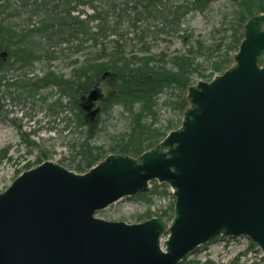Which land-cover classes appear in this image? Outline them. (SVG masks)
<instances>
[{"label": "water", "instance_id": "95a60500", "mask_svg": "<svg viewBox=\"0 0 264 264\" xmlns=\"http://www.w3.org/2000/svg\"><path fill=\"white\" fill-rule=\"evenodd\" d=\"M263 57L261 13L246 22L234 63L188 88L180 127L154 148L110 154L81 174L52 161L24 171L0 193V264H179L205 243L240 236L264 252ZM100 98L99 88L82 98L87 121ZM153 180L175 198L170 223L95 216L149 193Z\"/></svg>", "mask_w": 264, "mask_h": 264}, {"label": "trees", "instance_id": "16d2710c", "mask_svg": "<svg viewBox=\"0 0 264 264\" xmlns=\"http://www.w3.org/2000/svg\"><path fill=\"white\" fill-rule=\"evenodd\" d=\"M213 1L0 0V94L16 86L34 97L39 90L56 86L59 97L51 107H58V118L61 112L71 110V100L82 111V97L99 88L97 119H73L76 130L84 129L71 145L67 167L84 173L109 154L137 157L181 125L189 107L188 87L228 69L244 37L246 22L264 13V0H229L228 36L221 40L194 38L192 31L182 27L186 17L192 11L205 13ZM180 32L182 51L154 49L160 40ZM74 55L82 59L69 60L67 77L48 71L34 84L31 73L23 71L36 62L51 63ZM12 70H22L14 80L9 77ZM41 99L45 101L44 96ZM63 99L68 102L63 104ZM162 104L173 111L176 120L157 117ZM2 107L0 96V110ZM114 107L126 115L128 127L109 144L98 145L95 138L100 133L101 115ZM149 195L136 196L150 204L138 222L153 215L171 221L174 197L169 186L152 187ZM156 195L169 197L171 203L165 211L154 214L151 198ZM239 257L227 264H239Z\"/></svg>", "mask_w": 264, "mask_h": 264}, {"label": "rangeland", "instance_id": "374dc122", "mask_svg": "<svg viewBox=\"0 0 264 264\" xmlns=\"http://www.w3.org/2000/svg\"><path fill=\"white\" fill-rule=\"evenodd\" d=\"M231 11L229 0H214L205 13L190 12L182 27L192 31L194 38L225 39L228 36ZM182 33L160 40L154 44V49L165 48L170 53L182 51L184 48ZM76 57L82 59L81 55H74L70 59L51 63L36 62L32 68L23 71L31 73L29 78L34 84L48 71L66 74L65 77H67L71 70L67 63ZM21 71L12 70L10 79H16ZM59 91L58 87L51 85L39 90L33 97L16 86L2 90L0 94L3 106L0 110V193L4 192L24 171L45 161H52L65 167L70 162L71 145L84 129L76 130L73 119H83L85 113L83 110H78L75 101L71 100L69 103L71 110L61 112L57 118L58 107H51V103L59 97ZM42 96L45 97V101L41 99ZM67 102L66 99L62 100L63 104ZM157 117L163 121L177 119L173 111L163 104L159 106ZM99 121L100 133L95 138V143L98 145L109 144L113 137L125 131L129 123L120 107H114L108 113L102 114ZM161 184L153 180L150 185L152 188ZM148 197L151 196L148 194ZM151 199L154 200L151 206L154 214L165 211L171 203V199L165 196L156 195ZM149 206L146 200L138 199L136 196L125 197L106 209L98 211L96 217L128 224L139 223V216L145 213ZM252 244L250 238L246 236L220 237L198 247L183 260L182 264H204L208 261L211 262L210 264H227L237 256H240L239 264H264L263 251Z\"/></svg>", "mask_w": 264, "mask_h": 264}, {"label": "flooded vegetation", "instance_id": "af4514ba", "mask_svg": "<svg viewBox=\"0 0 264 264\" xmlns=\"http://www.w3.org/2000/svg\"><path fill=\"white\" fill-rule=\"evenodd\" d=\"M83 112L85 113L84 118H88V111L84 110Z\"/></svg>", "mask_w": 264, "mask_h": 264}]
</instances>
